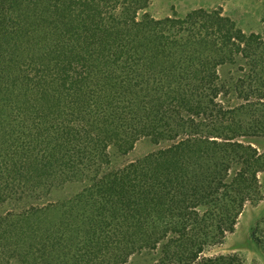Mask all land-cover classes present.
<instances>
[{"label": "trees", "instance_id": "16d2710c", "mask_svg": "<svg viewBox=\"0 0 264 264\" xmlns=\"http://www.w3.org/2000/svg\"><path fill=\"white\" fill-rule=\"evenodd\" d=\"M150 3L0 0V264H245L207 252L262 198L264 33Z\"/></svg>", "mask_w": 264, "mask_h": 264}, {"label": "rangeland", "instance_id": "374dc122", "mask_svg": "<svg viewBox=\"0 0 264 264\" xmlns=\"http://www.w3.org/2000/svg\"><path fill=\"white\" fill-rule=\"evenodd\" d=\"M199 8L222 11L248 34L264 33V0H151L148 12L156 19H163L174 15L184 17ZM220 75L226 81L240 76L237 67L230 65L221 67ZM230 102L233 105L239 103L233 97ZM242 141L253 145L264 154V136L242 138ZM161 147L162 145L154 144L149 138H144L137 142L134 150L128 156H115V164L121 165L137 160ZM259 180L261 200L246 206L238 220L235 232L228 234L222 245L210 248L207 252L208 255L236 253L241 256L245 264H264V172L259 174ZM81 188L80 184H70L55 190L49 199L58 201L69 198L78 193ZM14 207L13 203L1 205L0 215ZM144 260L141 257H134L131 259V264H142ZM12 264L20 263L14 261Z\"/></svg>", "mask_w": 264, "mask_h": 264}]
</instances>
